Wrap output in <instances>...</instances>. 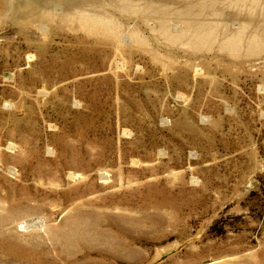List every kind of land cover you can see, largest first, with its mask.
<instances>
[{
  "label": "rangeland",
  "instance_id": "374dc122",
  "mask_svg": "<svg viewBox=\"0 0 264 264\" xmlns=\"http://www.w3.org/2000/svg\"><path fill=\"white\" fill-rule=\"evenodd\" d=\"M205 1L199 46L143 3L0 9V264H264V0Z\"/></svg>",
  "mask_w": 264,
  "mask_h": 264
},
{
  "label": "bare ground",
  "instance_id": "6f19581e",
  "mask_svg": "<svg viewBox=\"0 0 264 264\" xmlns=\"http://www.w3.org/2000/svg\"><path fill=\"white\" fill-rule=\"evenodd\" d=\"M41 1L43 0H0V9L1 11H7L9 9V12L11 14L17 12L20 13L24 9H29L31 6H33V4H40ZM178 1L172 2V0H117L118 7L122 8L123 11L133 10L135 5L134 3L137 2V4L139 3L141 5L143 3L142 7L145 12L158 13L161 19L160 28L166 31H168V29L171 30L170 33H172L173 38L180 43L199 46L207 43L211 38L213 39V37L216 36V32L214 29L219 23L213 21H203L198 19L196 16L187 15L196 14L204 10H210V7H213V9H215L214 5L211 4L210 6L205 0H181L180 3H177ZM225 1L228 3V5L231 6L239 4L242 6L245 5L244 3H246V0ZM88 11L95 12L93 10ZM171 12L175 14H181L182 16L179 17V20H177L176 18L173 20H166L168 17L167 15H169V13ZM92 19L100 22L101 20L106 21V23L108 24L107 29H109L112 34H116L115 31L110 29L112 28V26L114 27L115 23H117L118 20L115 16H113L112 13L98 11L97 13L93 14ZM175 21H177L178 24H175ZM243 28L244 26L241 25L235 31H227L228 34L226 33L223 37L224 44L233 45L238 40L243 38L245 36V31ZM121 34L125 35L126 43H131V37L126 33V31H123V33ZM136 38L138 40H141V35H139L138 32ZM249 40L251 42H258V30L256 28L253 29V32L250 33Z\"/></svg>",
  "mask_w": 264,
  "mask_h": 264
}]
</instances>
